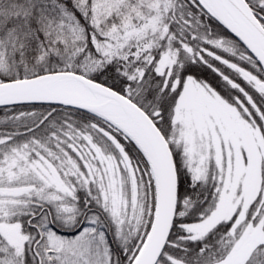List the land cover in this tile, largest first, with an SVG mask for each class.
I'll list each match as a JSON object with an SVG mask.
<instances>
[{"label":"snow or ice","instance_id":"obj_1","mask_svg":"<svg viewBox=\"0 0 264 264\" xmlns=\"http://www.w3.org/2000/svg\"><path fill=\"white\" fill-rule=\"evenodd\" d=\"M0 264H264V0H0Z\"/></svg>","mask_w":264,"mask_h":264}]
</instances>
